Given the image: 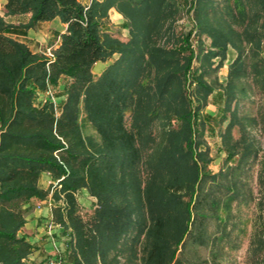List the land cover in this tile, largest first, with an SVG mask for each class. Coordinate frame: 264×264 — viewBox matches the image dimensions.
<instances>
[{
    "label": "trees",
    "instance_id": "obj_1",
    "mask_svg": "<svg viewBox=\"0 0 264 264\" xmlns=\"http://www.w3.org/2000/svg\"><path fill=\"white\" fill-rule=\"evenodd\" d=\"M182 1L193 15L197 53L188 42L191 32L175 48L157 45L169 31L168 43L176 41L175 0H5V15L30 14L27 27L58 18L65 30L48 58L12 38L18 28L0 17V264H28L33 246L20 232L31 199H48L50 222L68 235L56 264H219L230 207L259 153L247 131L254 119L240 116L239 103L249 95V79L264 91V0ZM111 8L128 22L125 42L102 32ZM203 35L210 41L205 51ZM230 51L226 82L219 84L222 122L228 114L220 136L226 167L209 175L201 117L214 89L205 76ZM114 54L118 58L95 77L93 66ZM190 76L194 88L187 93ZM61 80L58 107L49 98L37 101ZM172 119L178 128L169 129ZM155 120L162 138L143 171L140 145ZM42 174L52 180L45 188ZM262 175L264 165V183ZM80 190L96 199L87 220ZM209 218L218 223L213 234ZM261 238L264 233L255 237L250 264H264ZM187 239L209 247L210 260H188Z\"/></svg>",
    "mask_w": 264,
    "mask_h": 264
},
{
    "label": "rangeland",
    "instance_id": "obj_2",
    "mask_svg": "<svg viewBox=\"0 0 264 264\" xmlns=\"http://www.w3.org/2000/svg\"><path fill=\"white\" fill-rule=\"evenodd\" d=\"M80 1L87 4L90 0ZM175 3L176 16L172 26L173 32L176 35V41L168 43L169 31L158 38L157 45L167 49L175 48V43H183L184 41L182 38L191 32L188 42H190L189 44H191L192 50L197 53L199 44L197 38L194 37L196 29L194 27L192 12L189 13L187 11L188 7L184 5L182 0H175ZM0 17L10 26L18 28V31L11 35L12 38L18 41L31 42L26 36L29 32L31 33V31H33L39 38H44L45 41L32 47V49H36L38 54L44 56H48V51L53 50L56 41L55 34L58 32L56 22H42L41 24H36L34 27H27L30 14L21 15L19 17L7 16L5 15L4 6L1 3ZM102 32L125 42L129 38L128 22L123 16L120 17L115 14L113 10H110V16L108 14V17L102 21ZM181 40L183 42H181ZM200 40L203 42V50H207L210 43L208 37L203 35L200 37ZM232 54H234V52L230 51L228 59L224 61L223 65L219 69L208 72L205 76V80L211 83L214 89L208 97L207 105L201 117V120L204 122V130L200 149H207L210 163L204 171L209 175H215L219 171L225 170L226 167L224 162L226 153L223 150L220 136L226 127L228 114H225V118L227 119L222 122L224 95L219 84H225L226 82L228 64L232 58ZM117 58L118 55L114 54L108 61L101 62L102 68L105 69ZM218 60L217 58L213 59L212 68L216 66ZM199 62L200 56L193 59L191 70L195 71L194 69L199 65ZM191 76L188 77L186 82L185 89L187 93L194 88L191 82ZM247 87L249 89V95L240 100L239 114L240 116H247L254 119V123L248 125L247 131L254 140L255 146L259 149V153L257 160L255 159L249 162L247 171L241 177L244 183L241 188L243 192L241 198L234 201L230 207L229 224L227 226L229 235L222 242V257L219 264H250L251 257L258 247V241L256 242V247L254 246L255 237L264 233V231H262L264 230L262 229L264 228V183L259 181V172L262 169V165H264V161H262V158H264V91L260 90L257 85H254L250 79ZM63 88L64 82H61L57 87H51L49 94L38 93L37 101L40 102L49 98L58 107L60 105L59 97L62 95ZM191 99L193 100L194 96L191 95ZM126 123L127 125L129 124L128 114ZM178 125L179 121L172 119L169 129H176ZM160 128V121L155 120L152 129L145 133L144 140L141 142L142 163L140 168H142L143 171H145L144 169L148 163L147 161H150L158 150L162 138V131ZM199 128L201 127H197V130ZM232 135L234 139L239 137L237 127L233 129ZM143 179L145 180V177H143ZM219 181L223 184L225 182L223 179H219ZM45 184L46 181L44 185ZM209 186L210 183L208 182L204 185V188L206 189ZM141 188H144V184ZM77 196L79 199L80 214L83 219L87 220L92 214L96 199L91 197L86 190H80ZM41 204L42 203L38 201L37 204H34L30 209L26 210L25 217L35 210L39 211L41 209L40 207H42ZM219 214L225 217L224 211H219ZM217 224L214 218H209L207 222L209 233L213 234L217 231ZM48 225L49 222L45 219L39 222L37 227L28 224L21 230L20 234L29 237V241L33 246V252L28 258V264H50L51 261L53 262L57 258L58 253L63 252L65 248L64 244L68 240V235L64 230L60 229V227L48 229ZM261 240L264 241V238H261ZM253 247L255 248L253 249ZM184 256L192 262H194L197 257L203 260H210L209 247L193 246L190 244L189 239H187ZM53 264L56 263L53 262Z\"/></svg>",
    "mask_w": 264,
    "mask_h": 264
},
{
    "label": "crops",
    "instance_id": "obj_3",
    "mask_svg": "<svg viewBox=\"0 0 264 264\" xmlns=\"http://www.w3.org/2000/svg\"><path fill=\"white\" fill-rule=\"evenodd\" d=\"M99 1H101V0H99ZM0 3L4 6L5 0H0ZM89 3H90V1L87 4H84V3H82V4L89 5ZM110 10H113V12L115 14L119 15L120 17H122L121 14L115 8H111ZM110 10L108 11L109 16H110ZM19 16H21V15H16L14 17H19ZM48 22H50V23L51 22H56V25H57V28H58V32H56V34H55V36H56L55 37L56 38L55 45L53 47V49H55V48H57V46L59 44V35L61 33H63L64 30H65V25H63L62 23H60V21L58 20V18H55L52 21H48ZM26 37L31 42H25V41H20V42H22L25 45H27V47L32 52L37 53L38 51L36 49L35 50L32 49V47L36 46L37 44L43 43L45 41V39L44 38H41V37L39 38V36H37L35 33H33V31H31V33L29 32ZM48 39H49V37H48ZM101 65H102L101 62H98V63H96L93 66L92 72L95 75V77H98L102 73V71L104 70V68H102ZM61 82L63 83L64 80H61ZM59 98H60V100H59L60 102H62L63 99H64L63 95H61V97H59ZM45 181H46V184L44 185ZM51 181H52L51 180V177L48 174H42V176L40 177V185L42 187H44V188L47 187L51 183ZM38 201L39 200H37V199H31L29 202H27L26 204H24V209L25 210L30 209L34 204H37ZM40 202L42 203L41 204L42 207H40L41 209L39 211H36L35 210L33 213H30L28 216L25 217L26 223H25L24 227L27 226L28 224H31V226L37 227L38 224H39V222H42L45 219H47L48 222H50L51 212H50V206L48 205V202L49 201H48V199H46V200H42ZM78 202H79V199H78ZM25 237L29 241V237H27V236H25Z\"/></svg>",
    "mask_w": 264,
    "mask_h": 264
},
{
    "label": "built area",
    "instance_id": "obj_4",
    "mask_svg": "<svg viewBox=\"0 0 264 264\" xmlns=\"http://www.w3.org/2000/svg\"><path fill=\"white\" fill-rule=\"evenodd\" d=\"M48 58H53V54L52 51H48V56H46ZM50 92L46 93L49 94ZM48 205L50 206V202H48ZM54 227H58V225L53 224L52 222H49V225L47 226L48 229H52ZM50 264H53L52 262Z\"/></svg>",
    "mask_w": 264,
    "mask_h": 264
}]
</instances>
